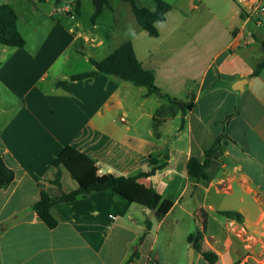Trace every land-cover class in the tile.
I'll list each match as a JSON object with an SVG mask.
<instances>
[{
	"label": "crops",
	"instance_id": "crops-1",
	"mask_svg": "<svg viewBox=\"0 0 264 264\" xmlns=\"http://www.w3.org/2000/svg\"><path fill=\"white\" fill-rule=\"evenodd\" d=\"M52 1L62 2L0 0L16 13L26 41L23 48H0V155L14 172L13 182L0 189V264H123L147 223L150 229L138 245V258L130 264H184L186 238L201 229V210L208 214L202 250L216 254L214 264H251L250 253L264 237V66L252 76L263 58L264 13L257 27L249 11L263 0H233L223 20L215 18L207 3L194 0L189 7L201 9L198 14L182 12L181 19L176 18L179 23L171 26L172 7L166 20L156 24L158 45L141 46L143 34L136 42L131 40L138 61L154 71L155 84L163 93L193 99L183 120L176 116L160 125L159 138L151 121L165 101L148 96L144 87L107 75L55 86L84 73L73 65L85 58L79 59L82 47L74 46L78 38L101 53L87 56L88 62L103 59L125 41L112 43L117 23L113 8L90 24L95 32L104 25L103 13L110 12L105 39L76 34L71 27L65 30L60 21L38 23L39 17L52 18V12L43 8ZM71 2L63 14L73 20L78 15L75 0ZM145 8L153 9L154 4ZM26 19L33 20L28 28L31 42L21 30ZM214 20L225 36L211 26ZM186 21L204 26L186 29L182 27ZM223 132V151L214 154L208 179L197 184L187 174V162L202 161L204 151ZM66 146L96 160L101 175L132 176L148 170L150 156L167 155V166L154 181L147 177L138 182L172 201V209L158 221L153 211L146 213L144 207L106 190L57 204L55 212L62 221L48 229L31 206L41 190L58 193L48 182L51 161ZM76 187L63 169L60 190ZM220 211L240 213L242 224L218 215ZM171 215L172 226L167 222ZM165 223L167 230L182 228L184 241L177 258L165 257L174 240L159 234ZM192 264L208 263L194 253Z\"/></svg>",
	"mask_w": 264,
	"mask_h": 264
},
{
	"label": "trees",
	"instance_id": "trees-1",
	"mask_svg": "<svg viewBox=\"0 0 264 264\" xmlns=\"http://www.w3.org/2000/svg\"><path fill=\"white\" fill-rule=\"evenodd\" d=\"M93 12L90 17V24L94 25L104 10L112 11L108 0H91ZM138 24V26L147 33L149 37H158L156 24L164 22L166 15L172 9V6L166 0H152L153 9L139 7L135 0H124ZM39 3L45 0H38ZM81 0H75L74 12L80 15ZM17 15L8 4L0 5V46L9 48H23L26 44L24 37L19 32L17 26ZM263 58L256 65L252 76H256L264 66V43H262ZM92 69L88 72L70 76L68 79L57 81L55 86L62 87L69 82L82 81L93 78L98 75H107L131 83L135 87H144L147 95H155L164 100L165 104L158 107L152 117L151 127L154 136L159 138L160 125L167 119L184 116L193 108V99L182 100L171 97L163 93L155 84V73L153 70L144 68L138 61L131 41L127 40L119 47L113 50L103 59L97 61L89 59ZM228 120V119H227ZM227 120L224 122L226 124ZM226 134L216 136L214 143L204 151L202 161L196 158H190L187 162V174L194 178L197 184L203 183L208 179V168L210 162L217 152L223 151V140ZM168 162V156L161 157L150 156L148 170L139 171L132 176H116L113 173H99V167L96 160L89 155L77 150L72 146H66L51 161V176L48 181L58 190L57 194H50L48 191L41 190L39 199L31 209L36 213L48 229H54L62 221V217L55 212L57 204L62 202H72L77 199L86 198L92 193L110 190L126 200L149 209L154 212L156 220H162L172 209L174 203L162 198L153 188L146 187L138 182L141 178L154 176L157 172L163 171ZM65 169L70 178L76 182L77 187L69 192H62L61 176ZM14 180V172L4 163L0 155V189L7 188ZM224 218L242 224L243 217L236 211H220L217 213ZM208 214L200 211L201 229L187 236L186 241L195 253H198L208 264H214L217 256L211 251L202 250L203 237L206 232ZM150 229V223L146 224V231L140 236L138 242L132 248L131 255L123 264H130L138 258V245L144 239L147 231Z\"/></svg>",
	"mask_w": 264,
	"mask_h": 264
},
{
	"label": "rangeland",
	"instance_id": "rangeland-1",
	"mask_svg": "<svg viewBox=\"0 0 264 264\" xmlns=\"http://www.w3.org/2000/svg\"><path fill=\"white\" fill-rule=\"evenodd\" d=\"M72 0H62L61 4L56 5L53 1L51 4H45L43 5V8L47 13L52 12V18L50 17H39L37 19L38 23L40 21H44L46 19L47 25L49 24H54L57 25L61 22V25L65 30L68 28H72L77 33H84L85 35L88 36V38H95L96 36L101 37L105 39L107 36V25H111V16L110 12L105 11L103 13V16L101 17V20L103 22V26L100 27L98 30L95 32L92 31L91 26H90V17L92 13V2L91 0H82L81 2V13L79 16H74L73 20L66 18L63 14L64 8H69L72 7ZM138 6H143V7H152L153 2L152 0H135ZM171 4L173 7V12L170 16L169 23L171 26H175L177 22V19H181L180 15L182 12L185 13H191V15L198 14L201 9H195L192 10L190 9V2L194 0H166ZM203 3H207V7L210 9L212 14H214L216 19L221 18H228L229 10L231 8V5L233 3V0H200ZM237 1V0H236ZM110 4L113 8V13L115 14V17L117 19V23L115 24V32L114 36L112 37V43L113 44H120L123 41L126 40H133L136 42V39L139 38L141 34L144 35L145 38L142 39V44L141 46L144 47H153L158 45L160 40H155L154 38L149 37L146 32L141 30V28L137 25L130 8L127 4L123 3L121 0H110ZM197 5V3H194ZM263 6H264V0H263ZM233 7V6H232ZM262 16V15H261ZM177 18V19H176ZM60 21V22H59ZM57 24H56V23ZM59 22V23H58ZM30 23V24H29ZM33 20H28L26 19V24L24 22V25H21V30L25 36H27L31 42V35H29V25L30 27L32 26ZM77 24V28L75 25ZM102 25V24H101ZM28 26V27H27ZM204 26V22L200 21H193L189 22L186 21L182 27L186 29L190 28H195V29H201ZM211 26L213 28L217 29L222 36H225L224 31L222 30L221 26L219 23L214 20L211 23ZM67 27V28H66ZM209 27V25H207ZM74 46L77 47H82L81 52L79 53V59H81V56H84L83 62L81 60L75 62L73 65L75 67V70L77 72H85L91 68V65L88 62V58H96L100 57L101 53L94 52L93 49L90 47L89 42H84L83 38H78L76 42L74 43ZM1 48V46H0ZM72 57L73 54H72ZM173 216H178L177 214H172ZM170 216L168 218V225L172 226V220L173 216ZM167 224L165 223L162 227V230H160L159 234H162L163 237H167L172 235L174 238L173 243L170 247V249L167 251V254H165V257L169 256L172 258L173 257H178L177 253L180 252V241H184L183 239V234H182V228H176L172 229L171 227L168 228L167 230ZM182 243V242H181ZM254 245V244H253ZM250 253V252H248ZM251 254V264H264V237H260V241L254 245V249L252 250ZM173 259V258H172ZM175 260V259H174ZM187 264V261L184 263Z\"/></svg>",
	"mask_w": 264,
	"mask_h": 264
},
{
	"label": "built area",
	"instance_id": "built-area-1",
	"mask_svg": "<svg viewBox=\"0 0 264 264\" xmlns=\"http://www.w3.org/2000/svg\"><path fill=\"white\" fill-rule=\"evenodd\" d=\"M69 12V11H68ZM264 13V6H262L261 2L254 3L252 7L250 8L249 15L253 19L254 24L257 27H260L262 25V22L260 20V15ZM123 121V119H121Z\"/></svg>",
	"mask_w": 264,
	"mask_h": 264
},
{
	"label": "water",
	"instance_id": "water-1",
	"mask_svg": "<svg viewBox=\"0 0 264 264\" xmlns=\"http://www.w3.org/2000/svg\"><path fill=\"white\" fill-rule=\"evenodd\" d=\"M237 85H241V84H237ZM238 90L240 91V88H238ZM156 179V175L150 177V180L154 181ZM146 213H149V209L145 208ZM194 250L189 247L188 251H187V264H192L193 263V259H194Z\"/></svg>",
	"mask_w": 264,
	"mask_h": 264
}]
</instances>
